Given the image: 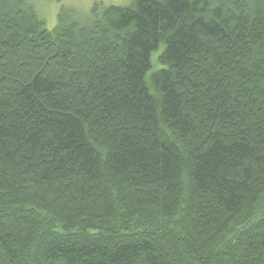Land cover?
Wrapping results in <instances>:
<instances>
[{
    "label": "trees",
    "instance_id": "16d2710c",
    "mask_svg": "<svg viewBox=\"0 0 264 264\" xmlns=\"http://www.w3.org/2000/svg\"><path fill=\"white\" fill-rule=\"evenodd\" d=\"M0 264H264V0H0Z\"/></svg>",
    "mask_w": 264,
    "mask_h": 264
},
{
    "label": "rangeland",
    "instance_id": "374dc122",
    "mask_svg": "<svg viewBox=\"0 0 264 264\" xmlns=\"http://www.w3.org/2000/svg\"><path fill=\"white\" fill-rule=\"evenodd\" d=\"M133 0H28L35 8L38 15L46 21L47 28L53 29L57 25L58 15L62 7L76 10L82 17L89 18L93 6L101 3L104 6L117 5L128 6ZM160 52L152 55L154 69H158V57Z\"/></svg>",
    "mask_w": 264,
    "mask_h": 264
}]
</instances>
